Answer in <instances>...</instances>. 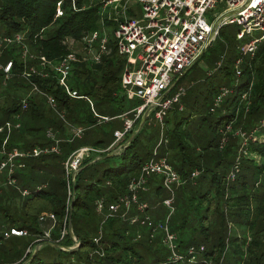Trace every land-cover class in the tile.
I'll list each match as a JSON object with an SVG mask.
<instances>
[{"label": "trees", "instance_id": "trees-1", "mask_svg": "<svg viewBox=\"0 0 264 264\" xmlns=\"http://www.w3.org/2000/svg\"><path fill=\"white\" fill-rule=\"evenodd\" d=\"M109 24L116 27L114 21L101 15L99 2L95 4L91 0H75V8L72 0H0V48L11 47L10 59L5 65L12 62L8 78L5 71L0 70L2 90L0 127L11 124L14 117H20L22 122L19 129L11 128L10 131L0 133V164L3 149L27 152L36 147L50 148L56 144V140L59 141L60 148L58 153H43L38 157L18 160L24 164L21 169L27 171L19 174L15 170L13 179L16 187L15 184L11 187L6 183L7 171L5 175H0L3 182L0 184V210L3 211L1 215L8 218L11 228L17 227L29 234L38 235L35 237L36 240L44 235L43 223L40 222L42 214L51 213L56 217L57 224L52 230L54 236H58L68 215V225L72 227L71 232L73 231L81 241V247L76 251L61 250L62 247H72L73 241L68 235L64 244L60 243L61 246H58L59 255L70 257L77 255L78 260L82 261L96 249L93 236L98 233L104 217L100 218L101 214L97 213V201L104 198L107 203H111L127 194L129 184L140 177L144 164L153 158L158 160L165 157L182 179V185L174 186V213L168 224L170 231L177 234L175 235L178 249L175 253L180 255L182 260L174 261L173 256L169 258V253H166L168 251L162 247L160 241L152 240L150 234L146 233L152 231L148 225L137 223L130 226L129 221L111 218L104 221L103 228L105 227L106 232L102 238L110 251V256L101 259L99 264H127L126 260H130L129 264H242V255H245V252L252 257L246 264H262L260 260L263 259L264 252V126H261V122L264 120V43L259 45L253 58L247 57L244 60L241 77H234L236 69L225 71V75L236 81V85L229 89L232 92L227 95L231 97L235 95L233 98L235 111L232 113L222 105L214 107L222 88L219 92L217 90L209 113L216 114L219 118L206 129L213 136L210 139L207 135L208 145L204 146L202 137L197 135L204 124L201 123L199 128H185L189 121L183 119L174 123L170 132L167 144L171 155L164 151L159 156L155 148L156 152L153 151L147 159L142 160L138 152V143L145 124L133 141L114 156L118 158L117 166L111 164V158L93 165L89 164L122 146L138 128L108 152L93 154L83 162L75 184H72L74 204L73 209L70 207L68 212V185L64 165L66 160L81 147L92 146L98 150H105L112 146L116 140L114 133L119 129H115L113 140L109 143L102 138L93 141L94 139L90 140L84 136L87 131L115 120H121L124 126L122 116L135 109L126 110L128 105L124 102L125 92L121 85L126 60L120 54L116 40L108 39V52L101 56L99 62L94 61L87 51H83V54H74L68 43L72 41L85 48L86 39L96 32L101 36L100 42L106 35L105 29ZM221 34L219 31V35ZM16 37H20V40L12 41ZM24 48L30 52L27 56L23 54ZM16 53L18 56L14 55ZM71 55L74 59L70 61L66 83L78 97L84 98H73L68 95L66 88L60 83L62 76L55 69ZM41 57H45L50 64L42 65ZM26 74H30V77ZM175 89L176 87L173 91ZM46 96L52 97L55 107L48 103ZM85 97L92 101L95 112ZM93 98H96L99 104L117 105L115 109L117 113L109 116L98 112ZM24 102L27 103L25 110ZM99 116L110 120L103 121ZM203 120L206 121L205 118ZM229 124L233 129L247 133L260 130L256 141L247 142L246 154L241 156L237 154L243 146L242 138L231 139L232 142L230 141L231 144L228 142L226 147L229 144L230 146L225 152L226 147L220 149L221 130ZM78 128L85 129L82 142L77 141H81L79 138L69 142ZM48 130L54 131L55 139L46 137ZM190 142H193V146ZM197 144L199 148L195 146ZM197 149L202 151L200 155L203 159L198 160L200 163L193 160L190 154L191 150L195 152ZM221 152L225 154L222 155ZM207 157L214 163L213 167L205 159ZM226 158L229 159L227 163ZM195 172H198L197 176L193 175ZM233 173L235 178L232 180ZM207 176L209 179L203 189L199 187V179H206ZM162 177L158 174L151 175L147 178L145 187L154 180L157 181L155 194L161 196L162 200L160 203L157 198L155 200L167 208L164 200L171 198L172 195L164 188ZM108 181L112 183L113 190L106 189ZM15 193L23 197L20 205L15 203L17 196ZM141 193H145V190L138 194L139 201L143 203L147 201V194L141 197ZM150 202L153 204V200ZM5 209L14 210L13 212L19 210L21 215H8V210ZM149 209L150 207L146 209L145 216ZM166 213L165 221L170 209L167 208ZM154 214L158 215L156 211ZM132 216L134 214L128 215ZM151 220L155 224L165 222ZM230 223L234 225L235 232L229 231ZM238 229L242 230V236L239 235ZM136 230L138 234H135ZM162 234L164 235L163 232ZM33 246L35 244L32 243L22 253H7L6 257H0V264H61L42 262L40 258L42 248L32 258L34 251L28 250ZM192 247L199 253L189 254ZM186 248L187 251L182 252ZM82 250L89 254L81 255ZM117 252L123 254L115 257ZM226 252L230 253L229 256H226ZM231 254L233 257L229 259ZM193 256L195 260L191 262Z\"/></svg>", "mask_w": 264, "mask_h": 264}, {"label": "built area", "instance_id": "built-area-1", "mask_svg": "<svg viewBox=\"0 0 264 264\" xmlns=\"http://www.w3.org/2000/svg\"><path fill=\"white\" fill-rule=\"evenodd\" d=\"M132 1L137 2L141 6L143 11L141 18H137L133 13V17H129ZM99 4L101 5V15L114 21L116 24L115 37L117 46L120 54L126 60L121 77L123 91L129 96L137 97L141 103L132 110V117L128 115L122 116L124 119L123 130L114 133L116 140L111 147L105 150H98L92 146H85L79 148L68 157L64 164L68 185V212L73 197L71 183L74 184L75 177L86 159L90 158L93 154L108 152L115 144L120 143L127 135L134 132L137 123L147 110H149L148 119L153 116L164 126V119L175 104L179 105L180 111L184 109L181 105V100L186 91L183 88H178L174 93L170 94V92L177 86L172 89L176 80L182 77L194 65L199 54L207 45L215 25H217L218 29L214 40L219 35L220 29L225 25H237L241 28L236 37L238 41L244 40L247 35L251 36L254 31H262L264 33V0H100ZM72 5L75 8V0H72ZM222 17L225 18L221 20ZM100 37L98 32L94 33L86 39V46L84 48L96 62H99L101 56L108 52L107 36L105 35L99 42ZM17 40L19 41L20 37H16L12 41ZM261 40H264V36ZM261 40L254 39L244 46L242 55L237 60V78L243 75L241 64H243L247 57L253 58L255 56ZM73 58V55L69 56L59 66H56L55 69L61 74L60 83L66 88L68 95L73 98H84L78 97L76 92L71 91L66 83L70 61ZM41 61L42 65L50 64L45 57H41ZM11 69L12 62H9L4 68L6 78L9 77ZM26 75L30 77V74ZM35 90L38 91L37 88ZM231 92L228 88H222L221 94L215 100L214 107H220L224 98ZM46 97L48 103L52 107H55L52 97ZM85 99L88 100L94 111L92 101L87 97ZM26 108L27 103L24 102L23 109L25 110ZM212 111H214V108ZM95 115L98 116L96 113ZM100 118L103 121L110 120L109 118ZM261 126H264V120L261 122ZM11 128L12 125L8 123L0 127V133H4L6 130L10 131ZM84 131L85 129H76L74 136L68 141L72 142L75 138L81 139ZM230 131L231 127L227 126L224 136L221 138L220 149H224L228 144L227 138ZM258 131L254 130L251 140H257ZM47 137L55 139V135L51 130H48ZM248 141V139L243 138V154H246ZM58 145L59 141L56 140V144L50 148L36 147L32 151L27 152L18 149L11 151L3 149L1 151L3 159L0 164V175L2 171H7V183L14 185L15 180L10 181L8 177L13 176L16 168L24 167V164L18 160L28 157H38L43 153H58L60 152ZM119 150V153L123 150L122 146H120ZM154 174L163 176V186L172 195L171 198L164 200V204L170 209L166 221L155 224L149 217H128L127 215H129L133 205H137L138 210L141 212L146 211L148 208L147 204L139 202L138 194L141 190H146L147 178ZM193 175L197 176L198 172H195ZM231 177L233 180L235 173ZM180 185H182V179L172 169L167 158L162 157L158 160L157 158H153L144 164L140 177L129 184L127 194L111 203H107L105 199L98 200L96 210L104 216V220L120 218L129 221L131 224L140 223L148 225L152 228L151 232H154L150 235L152 239L155 237L157 230L162 231L164 233V239H162L163 245L173 253L174 261H180L182 257L175 253L178 249L177 236L170 231L168 226L170 217L174 213V186ZM67 218L68 215L64 223V229L61 232L62 238L68 233ZM47 219L53 222L56 220L53 214L45 213L40 217V222H44ZM47 230H44V235L36 240L37 242L51 237L53 228ZM70 233L71 229L69 227ZM27 234L26 230L12 227L10 231L4 233V236L6 238L12 236L22 237ZM101 240L102 236L93 239L96 244V250L92 255L104 258L106 253L100 247L99 241L101 242ZM56 242L59 243L60 241ZM200 250L202 251L203 247ZM195 252L194 247L189 249V254ZM194 260L195 257L193 256L191 262Z\"/></svg>", "mask_w": 264, "mask_h": 264}, {"label": "rangeland", "instance_id": "rangeland-1", "mask_svg": "<svg viewBox=\"0 0 264 264\" xmlns=\"http://www.w3.org/2000/svg\"><path fill=\"white\" fill-rule=\"evenodd\" d=\"M91 2L96 4V3L100 2V0H91ZM62 7L63 6L60 7V10H62ZM132 13L134 15H136L137 18H141L142 13H143L141 6L135 1L131 2V12L129 13V17H133ZM240 30H241V28L237 25H225V26H223L220 29L222 34L218 35L217 38L212 42L211 46L209 47V50L198 61H196L194 63V65L185 73L184 76H182L181 81L179 82V84L176 86V89L172 93H174L178 88H183L186 91L185 95L183 96V98L181 100V105L184 108L183 111H180V109H178L179 105L175 104L173 106V108L171 110H169L168 115L165 117L164 126H162L161 122L159 120H157L155 117H153V116L149 117L144 130L139 135L138 152H139V156L141 157L142 160L147 159L149 154L152 153L153 151H155V148H157L156 150L158 151L159 156H161V154L164 151L166 153H168L169 155H171V153H170L171 150H168L167 141L170 138V132L173 130L174 123L180 122L183 119L189 121L187 123V125L184 126L185 128H190V127H191V129L199 128L201 123L204 124L203 125L204 127L201 130H198L197 135L202 137V139L204 141V146L208 145L207 135L210 137V139L213 136L211 135V132H207L206 129L208 126L215 123V121L219 118L218 115H216V114L211 115L209 113V107H210L211 103L213 102V99L216 95L217 90L219 92L220 89L223 87L231 90V88H233L236 85V81L232 80L231 76L225 75V71L236 69L237 60L239 59V58L237 59V57H240L242 55V50H243L245 45H247L250 41H252L254 39L261 40L264 36V33L262 31H254L251 36L247 35L244 40L238 41L236 37H237V33ZM105 31H106V36L108 37V39L110 41L116 40L115 27L112 24H109L106 27ZM68 43L72 47V49L74 50V54H83V51L86 52V50L84 49V46H81L80 44H76L72 41H70ZM263 43H264V40H261L259 45H261ZM10 51H11V47H9V46L8 47L5 46V47L0 48V70H4V68L7 66V64L5 65V63L8 59H10V55H11ZM28 53H30L28 51V49L24 48V51H23L24 56H27ZM14 55L18 56V53L14 54ZM241 66H242V64H241ZM211 74H213V75H211ZM234 77H236V76L234 75ZM0 91H2V90H0ZM123 96H124V98H123L124 102L128 105L126 110L136 108L141 103L137 97L129 96L128 94H125V93H123ZM234 96L231 97V95H230V96L225 97L223 104H221L223 108H227V109L231 110L232 113L235 111L234 110V104H233ZM93 101L95 104V108L97 109L98 112L105 113L106 115H109V116H113L115 113H117L115 111V109H117V105L106 106L107 104H105V103L99 104V101L96 100V98H93ZM0 103H1V100H0ZM127 115H129V117H131V112H129ZM203 118H205L206 121H204ZM12 120H13L11 122L12 129H19L21 127V124H22L21 118L20 117H17V118L14 117ZM242 123H244V122H242ZM228 126L231 127V131L228 134V138H227V140L230 144L232 142L231 139L235 140V138H240V139L244 138V139H248L249 141L252 139L251 136H253L252 134H254L253 133L254 131L247 133V132L240 130V129L239 130L233 129L230 124ZM138 127L136 126L135 129H137ZM115 129L123 130V125H122L121 120H115L113 122L106 123V124L101 125V126H97L96 128L87 131L86 135L84 137L87 139H90V140L94 139L93 141H97L98 139L102 138L103 140L106 141V143H109L113 140V133H114ZM51 131L54 134V131L53 130H51ZM224 131H225V128H224V130H221V137L224 136ZM43 132L44 131H42V133ZM258 132H260V130ZM195 133H197V131H195ZM92 134H95L96 136H93ZM244 134H245V136H243ZM46 137H47V134H46ZM164 140H165V142L163 143ZM77 141L82 142V139H81V141H79V140H77ZM161 144H162V146H161ZM190 144L193 146V142H190ZM230 144L226 147L224 152L227 150V148L230 146ZM195 146L199 148L198 144ZM119 148H120V146H119ZM117 151H120V150L118 149ZM207 151L205 150V152H207ZM201 152L202 151L200 149H197L195 152H193V150H191L190 154L192 156V159L197 161L198 163H200V161H198V160L203 159V158H201V155H200ZM224 152H221L220 154L223 155V154H225ZM237 154H238V156L243 155L242 149H239ZM111 159H112L111 164L113 163L114 166H117L118 165V161H117L118 158L114 157ZM205 159L211 165V167H213L214 163H212V161H210V159L208 157ZM226 159L227 160L225 162L227 163L229 159L228 158H226ZM257 160L259 161V159H257ZM16 170H17L16 172L19 174H22L23 171H27L24 168H22V169L18 168ZM5 173H6L5 171H2L1 176L5 175ZM207 175H208V173H207ZM76 177H77V175H76ZM8 179L10 181H14L13 176L12 177L9 176ZM208 179H209L208 176L206 179L205 178L199 179V183H200L199 187H203V189H205L206 184L208 182ZM154 181L152 183H150L148 185V187H146L145 193L147 195L145 193H141V197L146 195V199H147V201H143V203H147L148 207H150V209L147 213V216H145V211L141 212L140 210H138L137 205L132 206L131 211L129 213L130 215L134 214V216L138 217V218L149 217L150 219H153V220L155 219L156 222L165 221V217L167 216V213H166L167 208H165L163 205L159 204L162 199H161V196H157L155 194L157 189H155L154 186L157 187V181H155V182ZM6 183H7V179H6ZM13 184H15V181ZM154 184H156V185H154ZM8 186L13 187L14 185L12 186V185L8 184ZM71 186H72V183H71ZM111 186H112V183L110 181H108L106 183V189L108 190V188H110L109 190H113L112 189L113 187H111ZM15 187H16V184H15ZM15 195H17L16 199H15V203L17 205H20L22 203L23 197H21L17 193H15ZM13 198L14 197H12V199ZM156 198L159 200V203L156 202V200H155ZM73 199H74V196L72 197L71 205H72ZM99 200H104V198H100ZM150 200H153V204H152V202H150ZM139 202H141V201H139ZM8 207H10V206H8ZM5 210L7 211L8 209H5ZM13 211L8 210V215L9 214H12V215L18 214V216L21 215V211H19V210H16L15 212H13ZM155 211H156V213H158V215L154 214ZM1 213L3 214V211L0 210V257L5 256L7 253H10V252H13L14 254L16 252H21V253L25 252L27 250V248L33 243V244H35L36 247L33 246V247H31L30 250L34 251V253L37 250V248L38 249L42 248V251L40 253V258L42 259V262H53V263H61V264H86V261H88L87 264H99L101 259H103V258H99L98 256L96 257V256L92 255V254H94V251L96 249H94L92 252H90V254H89V252H86V250H85V252L82 250L81 255L86 256L87 254H89L88 258L84 257L82 259V261L78 260L77 255H73V257L67 256V255L65 256L62 254L59 255V253H60V251H58L59 247H56L53 245L54 244L60 245V243H61V245L64 244V241L69 234V227H70V225H68V227H67L68 233L64 236V238H62L61 232L64 229L65 221L63 223L61 230L58 232V236L51 235V237H49V239L45 240V238H44V241L35 242L36 241L35 237L38 235H33L31 233L30 234L28 233L27 235L22 236V237H17V238L14 237L11 240H8V238H6L4 236V233L6 231H10L12 225L10 224V222H8V218H6L4 215H1ZM44 214H42V215H44ZM46 214H51V213H46ZM101 217H103V216L100 215V218ZM104 221L105 220L103 217L102 223L98 229V233L95 236H93V238L99 237V236H102V238H103V234H105V232H106L105 227L103 228ZM123 222H126V221H123ZM42 223H43L42 224L43 231L46 229H48V230H50L52 228L55 229V226L57 224V219L55 220V222H53L50 219H47L46 221H44ZM136 224L129 223L130 226L136 225ZM231 227H232V229H230ZM229 231L235 232V227H234V225L232 226L231 223L229 225ZM238 231H239V235L242 236V230L238 229ZM138 233H139L138 230H136L135 234H138ZM146 233L151 235V233H154V232H146ZM51 234H53V232ZM69 235H70L71 240L73 241L72 247H62V249L66 250L67 248H71V249H69L71 251L78 250L81 247V241L73 234V231ZM142 239H143V237H142ZM153 239H154V241H160V243L163 245L162 239H164V236H163L161 231L155 232V237ZM56 241H60V242L58 243ZM37 243H40V244H37ZM99 244H100L101 249H103L106 253L105 257L110 256V251L107 249V246L104 242V239H102L101 242L99 241ZM162 247L168 251L166 253H169V258L173 256V253L170 250H168L167 248H165L164 245ZM186 251H187V248L182 250V252H186ZM196 253H199V252H196ZM121 254H123V253L117 252L115 257L121 256ZM229 254H230L229 252H226V256H229ZM244 254L245 255H242V264H246V262H248V261L250 262V260H252V257L249 253L245 252ZM231 255H230L229 259H231L233 257V255L232 256ZM76 257H77V259H76ZM122 258L124 259L125 257H122ZM126 262H127V264H129L130 260H126ZM260 263L264 264V252H263V259L260 260ZM133 264H135V263H133Z\"/></svg>", "mask_w": 264, "mask_h": 264}, {"label": "water", "instance_id": "water-1", "mask_svg": "<svg viewBox=\"0 0 264 264\" xmlns=\"http://www.w3.org/2000/svg\"><path fill=\"white\" fill-rule=\"evenodd\" d=\"M225 17H222V19L221 20H223ZM217 29H218V27H217V25H215L214 26V29H213V32H212V34H211V36H210V39H209V41H208V43H207V45L205 46V48H203V50L201 51V53L199 54V56H198V58H197V60L196 61H198L206 52H207V50L209 49V47L211 46V44H212V42H213V40H214V37H215V35H216V32H217ZM188 71V70H187ZM186 71V72H187ZM185 72V73H186ZM185 75V74H184ZM183 75V76H184ZM181 78L182 77H179L177 80H176V82L174 83V85H173V87H172V89L179 83V81L181 80ZM171 89V90H172ZM148 115H149V110H147L146 112H145V114L143 115V117L141 118V121H140V124H139V127H138V129H137V131H135V134H133L123 145H122V149H125L132 141H133V139L136 137V135L139 133V132H141V130L144 128V126H145V124H146V122H147V120H148ZM119 148H117V149H115L112 153H109V154H107L106 156H103V157H98V158H96L95 160H93L89 165H93V164H95L96 162H99V161H103V160H105V159H108V158H112V157H114L115 155H117V154H119V151H117ZM121 150V149H120ZM122 152V151H121ZM74 184H75V182H74ZM75 189V188H74ZM73 204H74V199H73V201H72V205H71V210L73 209ZM70 229H72V227L70 226ZM53 246H56V247H58L59 245H53ZM62 249V248H61ZM68 249V250H67ZM66 250L67 251H71V250H69L70 248H67ZM38 248H37V250L35 251V253L33 254V256H32V258L35 256V254L38 252Z\"/></svg>", "mask_w": 264, "mask_h": 264}, {"label": "crops", "instance_id": "crops-1", "mask_svg": "<svg viewBox=\"0 0 264 264\" xmlns=\"http://www.w3.org/2000/svg\"><path fill=\"white\" fill-rule=\"evenodd\" d=\"M111 147V146H110ZM108 149V148H107ZM3 182L2 181H0V184H2ZM154 185H156V184H154ZM155 187V186H154ZM13 238L15 237V236H12ZM12 237H10V238H12ZM10 238H8V239H10ZM16 238V237H15Z\"/></svg>", "mask_w": 264, "mask_h": 264}]
</instances>
